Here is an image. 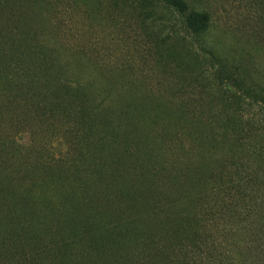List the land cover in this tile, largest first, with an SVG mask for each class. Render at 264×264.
Masks as SVG:
<instances>
[{
    "label": "trees",
    "instance_id": "1",
    "mask_svg": "<svg viewBox=\"0 0 264 264\" xmlns=\"http://www.w3.org/2000/svg\"><path fill=\"white\" fill-rule=\"evenodd\" d=\"M160 1L188 33L209 27V12L188 0ZM87 3L0 0V264H264V172L210 171L177 153L163 172L132 148L125 159L111 152L136 142L137 118L73 78V63L52 46L61 32L54 19L69 26ZM230 79L242 93L223 101L227 144L205 122L206 136L232 152L253 135L234 126L245 104L262 97ZM24 131L32 145L19 144ZM54 141L66 146L59 157Z\"/></svg>",
    "mask_w": 264,
    "mask_h": 264
},
{
    "label": "rangeland",
    "instance_id": "2",
    "mask_svg": "<svg viewBox=\"0 0 264 264\" xmlns=\"http://www.w3.org/2000/svg\"><path fill=\"white\" fill-rule=\"evenodd\" d=\"M188 1L211 15L209 27L200 35L188 33L177 13L160 0L146 7L131 0H93L69 26L61 17L54 19L61 32L52 46L73 63V78L83 84L90 81L105 105L129 109L137 118L136 142L124 139L112 148L119 157L125 159L124 150L132 148L140 164L163 172L171 169L176 153L181 160L188 155L197 164L204 163L210 171L264 172V0ZM63 46L74 50L68 55L70 50ZM230 76L262 97L245 104L242 123L234 126L237 130L241 124L253 135L232 152L222 145L227 144L223 101L242 91ZM192 110L198 111L196 117ZM35 111H29L30 118ZM199 111L204 112L202 117ZM206 120L217 125L215 137L222 144L206 136ZM16 138L23 146L32 145L25 131ZM52 147L58 157L66 152L57 141Z\"/></svg>",
    "mask_w": 264,
    "mask_h": 264
}]
</instances>
